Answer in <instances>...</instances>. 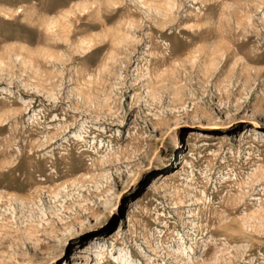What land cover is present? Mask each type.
Wrapping results in <instances>:
<instances>
[{"label": "rangeland", "instance_id": "1", "mask_svg": "<svg viewBox=\"0 0 264 264\" xmlns=\"http://www.w3.org/2000/svg\"><path fill=\"white\" fill-rule=\"evenodd\" d=\"M0 264H264V0H0Z\"/></svg>", "mask_w": 264, "mask_h": 264}]
</instances>
